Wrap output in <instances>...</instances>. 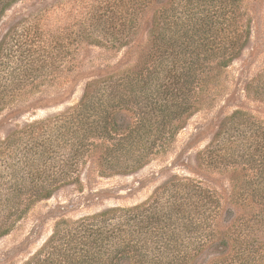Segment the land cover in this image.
<instances>
[{
  "label": "trees",
  "instance_id": "1",
  "mask_svg": "<svg viewBox=\"0 0 264 264\" xmlns=\"http://www.w3.org/2000/svg\"><path fill=\"white\" fill-rule=\"evenodd\" d=\"M25 1L0 0V23ZM151 1L122 0L109 12L106 26L112 34L104 36L110 45L121 41L112 30L132 31L140 12L149 13ZM243 2L154 0L149 49L138 68L117 64L100 70L87 79L76 105L39 120L2 123L0 239L38 202L80 185L85 171L95 169L106 178L131 176L165 154L209 98L220 72L248 46L251 22ZM56 4L33 0L27 5L33 11L26 9L27 15L3 28L0 115L26 113V107L16 108L20 95L52 84L49 74L66 63L73 46L68 29L48 31L41 25ZM31 19L36 21L32 34ZM245 93L264 101V72L246 84ZM40 105L35 109L46 106ZM199 165L226 175L239 205L222 208L215 192L172 175L140 205L59 219L42 247L22 264H196L214 218L219 221L215 242L206 246L212 264H256L264 238V205H258L264 204V121L241 110L223 117ZM244 226L246 233L237 235ZM233 236H239L238 246L228 242ZM233 249L236 256H230Z\"/></svg>",
  "mask_w": 264,
  "mask_h": 264
},
{
  "label": "rangeland",
  "instance_id": "2",
  "mask_svg": "<svg viewBox=\"0 0 264 264\" xmlns=\"http://www.w3.org/2000/svg\"><path fill=\"white\" fill-rule=\"evenodd\" d=\"M32 1L19 3L4 15L0 23V35L14 18L20 20L24 14L27 15V5ZM121 1L57 0L55 9L49 15H44L41 25L48 31L68 29L73 46H69L67 50L66 63L49 74L52 84L46 83L37 90H27L20 95L16 108L20 110L26 107V113L7 111L0 115V131H4L6 126L1 127V124L7 121L16 124L22 120H39L76 105L87 79L100 70L117 64L124 66V69L133 70L141 65L149 49L151 11L157 5L152 0L149 13L140 12L138 23L132 31L127 29L120 35L119 26L115 31L111 29L122 44L110 45L109 39L104 36L105 32L112 34L107 31V17L110 16L109 12L119 8ZM243 4L251 22L248 46L239 59L220 72L218 80L212 83L209 98H205L199 111L188 119L168 151L131 176L106 178L99 176L95 169L87 170L77 187L63 189L51 199L38 202L8 236L0 239V264H22L26 261L50 237L59 219L76 220L107 208L140 205L172 175L193 180L203 190L215 192L222 208L239 205L240 200L235 199L232 190L234 183L226 175L214 173L206 165L200 166L199 155L208 147L219 121L232 112L245 111L264 121V101L250 100L245 93L246 84L257 74L264 72V1L244 0ZM28 9L33 11L32 7ZM35 24L34 19L28 24L31 34L35 30L32 28ZM92 33L95 37L90 36ZM48 99L51 102H47ZM39 104L41 107L46 106L35 109ZM244 201V205H251L249 200ZM258 205L264 204L262 202ZM212 221L208 234L202 236L206 246L215 242V229L219 221L217 219L218 223L215 222V218ZM249 223L247 221V226ZM231 226V232H234L235 229ZM247 229L244 226L237 231V235H243ZM237 237H229L231 247ZM236 243L237 240L235 245L238 246ZM197 244L194 249H197ZM206 246L200 249L201 257L196 264H212L213 253L207 252ZM263 246L264 238L262 241L260 239L257 246L259 253L256 264H264ZM233 251L230 256H236L238 250Z\"/></svg>",
  "mask_w": 264,
  "mask_h": 264
}]
</instances>
